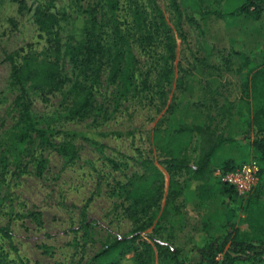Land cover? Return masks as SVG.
Segmentation results:
<instances>
[{
  "label": "rangeland",
  "instance_id": "374dc122",
  "mask_svg": "<svg viewBox=\"0 0 264 264\" xmlns=\"http://www.w3.org/2000/svg\"><path fill=\"white\" fill-rule=\"evenodd\" d=\"M0 0V226H8L9 240L0 235V259L8 264H93L100 242L112 237L133 239L129 257L147 259L140 241L147 236L179 251L184 262H196L198 250L227 231H246L243 201L237 195L218 193L212 201L199 202L189 191L183 171L172 178L158 164L162 156L157 143L172 120L185 127L205 130L228 138L223 158L234 164L250 157L254 137L251 107L244 88L252 70L264 66V24L251 12L236 13L238 5L252 0H199L202 9L235 13L232 16L196 18L199 28L184 18L177 21L168 0H115L109 12L102 0ZM185 13L186 8L176 0ZM95 6L105 48L116 28L126 39L132 62L130 85L121 89V74L114 83L105 70L94 91V107L88 114L72 110L67 84L57 91L27 88L30 112L37 125L54 143L71 141L77 157L65 163L50 148H39L31 137L24 143L14 138L17 108L16 86L9 71L26 52L41 58L48 41L38 30L35 18L44 11L62 14L57 31L61 42L74 29L73 17H84L83 9ZM173 39L168 79L158 81L164 54L161 38L152 31L156 11ZM251 11V10H249ZM104 56L107 55L105 50ZM68 78L76 71L61 60ZM146 80L147 87L143 86ZM198 137L188 136L182 157L190 167L198 158ZM89 140L99 146L94 147ZM5 159V161L3 160ZM149 159L162 173V194L156 215L147 225L125 192L143 173L140 161ZM214 160L211 168L220 170ZM40 165V174L35 166ZM214 171L212 176L215 177ZM214 178L215 189L220 183ZM39 213L40 224L31 217ZM217 212L216 232L205 233L202 218ZM89 223L82 233L81 221ZM37 220V218H36ZM150 254V253H149ZM149 263L158 264L155 250Z\"/></svg>",
  "mask_w": 264,
  "mask_h": 264
},
{
  "label": "trees",
  "instance_id": "16d2710c",
  "mask_svg": "<svg viewBox=\"0 0 264 264\" xmlns=\"http://www.w3.org/2000/svg\"><path fill=\"white\" fill-rule=\"evenodd\" d=\"M18 6L23 7L21 0H15ZM84 0H75L79 3ZM185 13L181 10L176 0H168L171 12L177 21L184 18L195 28H199L196 18L213 16L222 18L232 16L235 13L220 12L218 10H204L199 0H180ZM102 6L109 12L116 8L115 0H102ZM251 10V11H249ZM236 13L251 12L255 20H261L264 24V0H252L241 3L237 7ZM84 17H73L74 29L66 41L61 42L57 31L58 22L63 18L62 14L41 12L35 22L38 30L48 41V52L43 53L41 58H37L29 53L19 55V61L13 64L9 71L10 82L16 86L17 94L13 103L17 108L15 120L14 138L17 143H24L33 137L39 148H50L54 150L65 163L73 161L78 154V146L71 141H61L54 143L47 131L37 125L30 112V101L26 92L27 88L37 91H57L67 84V92L71 96L70 105L72 110L88 114L94 107V91L96 84H99L101 74L105 70V79L109 83H114L118 75L121 74V89L127 91L130 85L132 71L129 74L131 64V53L126 44V39L118 34L116 28L110 33L111 43L104 47L102 33L99 30L97 9L90 6L83 9ZM156 21H152V31L161 38L164 54L162 65L159 68L158 81L168 79L170 69V59L173 54V39L169 34V28L156 11ZM107 55L104 56V52ZM76 71L75 79L68 78L64 71L61 60L64 59ZM143 86L147 87L146 80ZM244 92L249 97L252 122L254 126V137L251 141L250 157L258 165V184L250 192L243 203L246 231L230 232L224 236L217 235L210 238L199 250V259L196 262H184L179 258V251L166 243H161L150 239L152 246L146 241H140V246L144 253H148L147 259L152 258V248L155 250L158 264H264V66L251 71L248 87ZM171 129L167 128L159 136L157 143L158 153L162 156L159 159L163 170L168 176L167 185L171 189L174 187L172 176L183 171L189 180V191L199 202L212 201L218 193L230 197L236 195L235 192L218 178L212 176L214 169L211 164L218 161L220 172L231 170L237 164L231 158H223L220 153L225 149L227 137L218 134L213 137L205 130L199 128L192 129L185 127L176 120H172ZM195 132L198 137V158L190 167L182 157L184 148L188 145V136ZM94 147L99 145L89 140ZM248 159V158H247ZM242 160L240 162L246 161ZM5 161V159H3ZM239 162V163H240ZM143 173L125 192V197L134 208L138 209L141 216L148 222L154 218L159 207L162 194V173L149 160L140 161ZM36 174H40V165L35 166ZM214 178L221 185L215 189ZM32 219L40 224L39 213L32 212ZM37 218V220H36ZM219 225V215L217 212L206 214L201 221V227L205 233L216 232ZM82 233L89 234V223L83 218L81 221ZM0 235L7 240L11 237L8 226H0ZM135 251L134 256H139L137 249L133 245V239L112 237L100 242V247L93 254V264H124L125 254ZM150 253V254H149ZM129 257L131 264H145L150 260ZM0 259V264L2 263Z\"/></svg>",
  "mask_w": 264,
  "mask_h": 264
},
{
  "label": "built area",
  "instance_id": "2783aa9c",
  "mask_svg": "<svg viewBox=\"0 0 264 264\" xmlns=\"http://www.w3.org/2000/svg\"><path fill=\"white\" fill-rule=\"evenodd\" d=\"M214 175L221 183L230 187L243 202L259 181L258 165L252 158L238 163L226 172L215 170Z\"/></svg>",
  "mask_w": 264,
  "mask_h": 264
},
{
  "label": "crops",
  "instance_id": "0c3cea01",
  "mask_svg": "<svg viewBox=\"0 0 264 264\" xmlns=\"http://www.w3.org/2000/svg\"><path fill=\"white\" fill-rule=\"evenodd\" d=\"M245 227H246V225H245Z\"/></svg>",
  "mask_w": 264,
  "mask_h": 264
}]
</instances>
